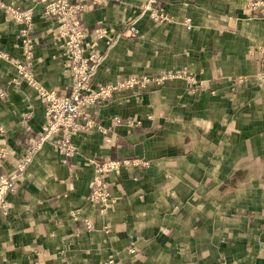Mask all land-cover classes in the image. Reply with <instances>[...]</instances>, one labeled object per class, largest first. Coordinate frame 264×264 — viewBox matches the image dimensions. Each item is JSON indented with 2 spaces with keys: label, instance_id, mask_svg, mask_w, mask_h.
<instances>
[{
  "label": "crops",
  "instance_id": "0c3cea01",
  "mask_svg": "<svg viewBox=\"0 0 264 264\" xmlns=\"http://www.w3.org/2000/svg\"><path fill=\"white\" fill-rule=\"evenodd\" d=\"M87 3L94 125L52 130L19 171L49 124L42 91L69 93L73 73L40 0H0V180L20 172L0 264H264V18L245 0H157L156 15ZM11 8L31 11L29 29ZM100 174L109 196L95 202Z\"/></svg>",
  "mask_w": 264,
  "mask_h": 264
},
{
  "label": "built area",
  "instance_id": "2783aa9c",
  "mask_svg": "<svg viewBox=\"0 0 264 264\" xmlns=\"http://www.w3.org/2000/svg\"><path fill=\"white\" fill-rule=\"evenodd\" d=\"M104 0H93L98 3ZM43 4V13L48 16H54L59 20L64 28L65 45L71 62V71L73 73V82L71 90L67 94H60L56 91H42V95L47 103V115L49 124L44 127V131L40 133L37 143L32 151L24 156V161L19 165L21 171L28 163L31 162L35 150L48 139V135L52 130L62 128L66 134L73 131H79L85 127L94 125L93 120L86 115L84 103L92 101L91 96L84 97V94L90 89V80L92 74L101 60L102 56L95 53L91 58L84 55V46L86 31L82 27V13L89 6L87 0H40ZM143 12H149L156 15V10L153 8L157 0H142ZM246 8L256 17L264 18V0H245ZM15 17L26 22V29L32 25V14L30 10H16L11 8ZM190 28V25H188ZM100 32L99 29L96 30ZM125 32L131 34H139V29L132 22L124 28ZM26 59L20 68L22 76L34 83L32 75L29 71V65L32 58V48L30 44L25 46ZM135 79H128L122 84V87L133 86ZM101 92L108 94L109 87H101ZM80 118L86 119L85 126L77 120ZM121 162L114 161L110 165H101V170L106 171L108 166H117ZM18 172L15 175L4 177L0 180V206L5 205L7 193L15 187V180L18 177ZM109 196L106 188V183L102 174L95 178L91 183L90 199L92 201H104Z\"/></svg>",
  "mask_w": 264,
  "mask_h": 264
}]
</instances>
